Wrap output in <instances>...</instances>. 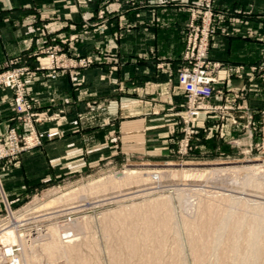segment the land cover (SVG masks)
Returning a JSON list of instances; mask_svg holds the SVG:
<instances>
[{
    "label": "crops",
    "instance_id": "obj_1",
    "mask_svg": "<svg viewBox=\"0 0 264 264\" xmlns=\"http://www.w3.org/2000/svg\"><path fill=\"white\" fill-rule=\"evenodd\" d=\"M195 1L0 0V70L17 59L39 67L28 78L35 110L62 112L58 122L38 125L59 130V138L4 163L11 200L120 153L158 158L171 151L186 103L177 74ZM213 7L209 56L220 68L210 104L217 111L198 119L202 145L211 136L235 138L247 117L258 121L264 112V84L253 70L264 61V0H213ZM51 43L95 62L52 73L34 57ZM13 126L12 92L0 90V137Z\"/></svg>",
    "mask_w": 264,
    "mask_h": 264
},
{
    "label": "rangeland",
    "instance_id": "obj_2",
    "mask_svg": "<svg viewBox=\"0 0 264 264\" xmlns=\"http://www.w3.org/2000/svg\"><path fill=\"white\" fill-rule=\"evenodd\" d=\"M34 57L44 58L52 73L95 62L93 55L70 56L54 43ZM39 69L17 59L0 70L20 73L30 106L27 115H19L16 91L0 87L12 92L17 121L0 137V155L7 151L0 156V264H264V112L258 121L247 117L235 138L219 142L210 130L209 143L202 145L198 119L217 108L209 102V111L190 117L184 93L179 130L167 155L120 153L11 200L1 175L4 163L61 136L38 127L62 117L59 111L35 110L28 96V78ZM253 70L264 84V61ZM231 123L239 125L237 119ZM12 131L16 152L10 150ZM8 230L13 237L3 240Z\"/></svg>",
    "mask_w": 264,
    "mask_h": 264
},
{
    "label": "built area",
    "instance_id": "obj_3",
    "mask_svg": "<svg viewBox=\"0 0 264 264\" xmlns=\"http://www.w3.org/2000/svg\"><path fill=\"white\" fill-rule=\"evenodd\" d=\"M190 22L187 30L186 47L182 57V66L179 69V87L189 98L188 116L198 117L208 106L213 97L216 83L214 73L219 70L220 64L213 62L209 57L210 38L213 33V0H197L189 8ZM20 73L5 72L0 74V87H9L16 91V109L21 116L29 113L30 106L26 101L20 83ZM51 134L50 136H53ZM10 150L19 151L18 137L15 131L10 134ZM32 141V139H29ZM31 141H29L31 143ZM39 143V141H36ZM7 153L3 151L1 155ZM0 155V156H1Z\"/></svg>",
    "mask_w": 264,
    "mask_h": 264
},
{
    "label": "bare ground",
    "instance_id": "obj_4",
    "mask_svg": "<svg viewBox=\"0 0 264 264\" xmlns=\"http://www.w3.org/2000/svg\"><path fill=\"white\" fill-rule=\"evenodd\" d=\"M126 183V182H124ZM135 184V183H134ZM14 231V230H13ZM15 232V231H14ZM5 235L3 236V240H7V238H12L13 237V232L11 230H8L4 233ZM17 237V236H16ZM15 239V237H14ZM46 248L49 250L51 248V245L49 246V242L46 243ZM20 260H12L9 264H20Z\"/></svg>",
    "mask_w": 264,
    "mask_h": 264
}]
</instances>
